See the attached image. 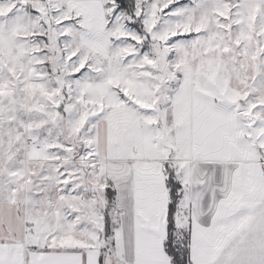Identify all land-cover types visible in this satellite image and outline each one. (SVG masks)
<instances>
[{"label":"snow or ice","instance_id":"1","mask_svg":"<svg viewBox=\"0 0 264 264\" xmlns=\"http://www.w3.org/2000/svg\"><path fill=\"white\" fill-rule=\"evenodd\" d=\"M0 264H264V0H0Z\"/></svg>","mask_w":264,"mask_h":264}]
</instances>
